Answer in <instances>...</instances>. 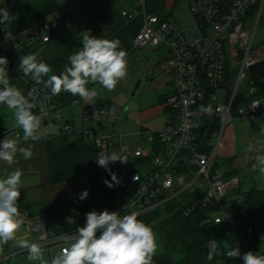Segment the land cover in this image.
Returning a JSON list of instances; mask_svg holds the SVG:
<instances>
[{
	"label": "built area",
	"instance_id": "2783aa9c",
	"mask_svg": "<svg viewBox=\"0 0 264 264\" xmlns=\"http://www.w3.org/2000/svg\"><path fill=\"white\" fill-rule=\"evenodd\" d=\"M186 1L193 17L191 28L183 27L176 20L160 17L157 13L147 12L134 41L135 47L167 48L162 67L172 78L173 90L163 103L170 112V121L160 130H149L142 135L144 140L157 143L156 147H132L124 141L123 135L104 136L90 124L80 128L62 120L60 109L50 92L35 82L30 86L37 100L33 112L39 114L43 108V115L65 134L91 141L97 156L101 152L110 154L115 149L132 162L117 189V194L126 196V200L109 208L88 212L100 213L107 209L121 215L135 212L140 216L166 201L178 199L183 215L189 216L198 209H206L205 222L223 224L225 229L222 234L230 239L225 264H244L243 254L249 251L254 253V249L253 241L243 243L242 239L245 236L253 238L261 227L245 223L247 210L241 207L238 193L240 177H215L213 170L228 125L236 118H253L264 112L262 98L254 97L238 103L242 81L253 67L264 62V46L256 42L255 33L247 27L248 17L254 11L258 14L255 28L258 27L264 11V0ZM145 4L146 0H137L135 9H124L122 14L126 18H133L140 10H145ZM9 15L13 17L12 10ZM7 24L0 23L1 29L5 30ZM54 25L41 22L33 30L43 42H49V30ZM30 36L28 33L23 39L16 40L14 46H21ZM9 52V46H0V57L8 59ZM7 68L17 77L22 75V70L13 64H8ZM250 84L254 90L255 80L251 79ZM220 90L224 91V97L217 102V92ZM85 114L86 121L89 117L94 121L117 119L114 106L99 110L90 105L85 108ZM213 124L219 126L217 135L201 138L202 132L208 134ZM258 156H264V151L255 147L246 157V162L252 165ZM85 223L86 215L78 226L58 237L60 250L69 244L76 230ZM242 228L245 230L244 236L239 233ZM46 229L43 220H37L33 225V230L40 236L45 234ZM259 238L264 240V228H261ZM234 247L239 248L241 256L228 257L227 252Z\"/></svg>",
	"mask_w": 264,
	"mask_h": 264
},
{
	"label": "crops",
	"instance_id": "0c3cea01",
	"mask_svg": "<svg viewBox=\"0 0 264 264\" xmlns=\"http://www.w3.org/2000/svg\"><path fill=\"white\" fill-rule=\"evenodd\" d=\"M178 1L146 0L145 10H140L139 14L133 18H126L122 10L135 9L137 0H0V9L7 8L8 12L12 10L14 18L8 22L5 30L0 27V46L10 47L8 64L15 65L19 70L20 57L35 54L38 60L52 68L50 75H59L69 64L68 57L82 48V32L89 31L92 36L101 39H119L121 48L127 53V76L118 82L112 91H108L98 83H90L87 87L94 89L96 95L89 99H81L64 91L51 97L60 109L62 120L69 121L80 128L90 124L104 136L120 134L116 133L114 128L112 131L108 130L109 124H114L117 119H120L115 105L127 102L125 110H129L128 101L131 100L134 104V117L125 122L124 125L127 126L125 131L135 136L137 145H131L132 147L149 149L158 144L144 140L143 132L160 130L170 121V112L163 102L172 92L173 83L171 76L166 74L162 67L167 48L165 46L135 47L134 41L144 24L147 12L157 13L160 17L170 19ZM257 15L256 11L250 13L247 27L255 33L256 42L264 46V11L258 27L255 28ZM41 22L55 24L49 30L51 34L49 42H43L40 35L33 30L34 26ZM7 33H11L14 39H8ZM28 33L31 35L28 40L19 47L14 46L16 40L23 39ZM8 76L10 83L25 95L34 83L31 77L24 76L23 72L17 77L8 70ZM139 78L142 79V87L138 96H133L132 93ZM251 79H254L252 73L242 81L241 103L254 97L264 100V76L254 79L255 86L258 82L262 83L261 93L256 87L253 90L250 84ZM40 85L43 86L42 83ZM247 86L251 93L249 98L246 97ZM32 102L36 105V98ZM90 105L101 110L114 106L117 119L112 121L109 118H102L94 121L89 117L86 121L85 108ZM256 116L264 117V112L258 113L251 120H254ZM261 125L262 123H255V130L261 132ZM0 128L4 129L0 135V141L5 138L17 139L22 146L32 145L31 159H24L18 154L16 162L11 166L0 161V178L4 177L5 169L8 172L15 169L22 170L23 188L20 189L21 194L17 202L19 211L27 209L29 216H34L33 225L37 220L46 222L45 234L43 236L37 234L29 241L39 244L49 260L60 251L58 237L65 231L78 226L88 211L109 208L126 200V196L117 194V189L127 170L132 166V162L128 159L125 163L119 161L110 163V171L99 167L95 161L96 148L91 141L78 138L74 134H65L57 124L44 115L37 132L40 139L25 142L22 130L14 127L12 110L4 105H0ZM238 128V126H230L220 146L224 154L221 155L223 171L227 166L226 160H230L231 167L235 168L232 162L239 151L233 139L236 137ZM121 135L128 143L127 136ZM262 145L264 146V141ZM255 147L258 148L253 142L250 143L249 148L244 149L245 155L240 160L241 164L247 163L246 157ZM114 152L117 153L115 149H112L110 154ZM120 172L122 174L119 176ZM105 173L108 174L109 181H111L110 173H115L120 183L114 187H108L104 182L108 180ZM84 190L88 191V197L80 200L79 196ZM69 217L74 220V223L68 224L66 218ZM10 249L11 252L0 260V264H35L27 259L28 254H22L27 250L19 247L17 242L13 243Z\"/></svg>",
	"mask_w": 264,
	"mask_h": 264
},
{
	"label": "clouds",
	"instance_id": "9594fccd",
	"mask_svg": "<svg viewBox=\"0 0 264 264\" xmlns=\"http://www.w3.org/2000/svg\"><path fill=\"white\" fill-rule=\"evenodd\" d=\"M13 17L8 9H0V23L9 22ZM82 35V48L68 57L69 64L59 74H51L52 68L45 62L38 60L35 54H26L20 57V70L24 76H30L36 84H43L44 89L49 90L51 96H56L62 91L69 92L81 99H89L96 95L94 89H89L90 83H98L108 91H112L118 82L127 76L126 51L121 48L119 39H101L84 31ZM8 39H14L11 33H7ZM8 60L0 57V105L12 110L14 127L23 132V141H38L37 135L41 127L44 109L39 114L33 112L35 107L32 102V91L25 95L19 88L10 83L8 76ZM47 77V79H44ZM264 131V129H262ZM24 159L33 156L32 145L22 146L17 139L5 138L0 141V161L8 166L16 162L17 155ZM99 167L109 170V164L117 161L127 162L126 158L117 153H99L95 159ZM253 171L258 170L264 176V156H258L252 165ZM111 174V181L105 180L108 187H114L120 183L115 173ZM23 172L15 169L0 178V251L9 241H17L19 247L28 251L27 259L35 264H152L158 244L151 226L140 219L135 212L121 215L117 212L95 211L86 214V223L79 227L72 242L49 260L45 257L41 246L30 242L26 238L17 240V233L23 223L20 218L18 199L20 189L23 188ZM115 182V183H113ZM88 197V191L84 190L80 200ZM68 224L74 220L66 218ZM99 232V235L97 233ZM221 245L215 240H209L207 244L208 259L214 257ZM231 258L241 256L238 247L227 252ZM244 264H264V255H258L251 251L243 254Z\"/></svg>",
	"mask_w": 264,
	"mask_h": 264
},
{
	"label": "trees",
	"instance_id": "16d2710c",
	"mask_svg": "<svg viewBox=\"0 0 264 264\" xmlns=\"http://www.w3.org/2000/svg\"><path fill=\"white\" fill-rule=\"evenodd\" d=\"M254 79L264 76V64L253 67ZM242 94L238 98V103L242 102ZM219 126L213 124L208 134H201V138L215 137ZM204 128L202 129V131ZM4 132L0 128V135ZM226 169L222 172L221 164H215L213 174L215 177L229 178L237 175V170L231 167L230 160H226ZM222 172V174H220ZM106 174V173H105ZM108 180V174H106ZM241 207L246 208V219L249 226L264 228V188H252L247 192L238 190ZM181 202L178 199L166 201L153 209L138 216V219L151 226L153 232L160 234L165 247L164 253L155 254L152 264H225L226 257L219 249L215 252L213 259L209 260L207 244L209 240L217 241L222 235L225 226L223 224H212L205 222L207 216L206 209H198L189 216L182 213ZM259 228L253 235L254 253L264 255L260 243L261 233ZM181 254L180 258L175 255Z\"/></svg>",
	"mask_w": 264,
	"mask_h": 264
},
{
	"label": "rangeland",
	"instance_id": "374dc122",
	"mask_svg": "<svg viewBox=\"0 0 264 264\" xmlns=\"http://www.w3.org/2000/svg\"><path fill=\"white\" fill-rule=\"evenodd\" d=\"M171 20H176L179 23L182 24L183 27L186 28H191L192 23H193V17L189 11L188 4L186 0H179L176 8L174 9L173 16L170 18ZM264 23V20H263ZM261 82H258L256 88L259 89L261 93ZM223 90H220L217 92V102H221L223 100ZM251 96V93L249 92L248 86L246 87V97L249 98ZM134 98V97H133ZM128 104L130 105L129 110H125V107L127 105V102L124 104H116V111H117V116L120 115V119H117L114 124H109L110 126L108 127V130L112 131L114 128L117 132L124 134L127 136V140L129 141L128 143L136 146L135 142V136H133L131 133H127L125 130L127 129V126L124 125L126 121L132 120L134 117L133 115V107L134 104L132 101H128ZM99 110H101L99 108ZM261 118V119H260ZM264 117H258L256 116L254 120H251V118H244V117H239L236 118L234 121H232L228 127L226 128L224 135L221 139L220 146L223 144L226 132H228V129L230 126L235 127L238 126L239 128L236 131V137L233 139L234 143H236L238 147V153L236 154L237 156L235 157V160L232 162L233 167L238 168L239 170L237 171V175L241 179V189L242 192H247L250 189L257 187V188H264V176H262L258 170L253 171L252 165L246 163V164H241L240 160L242 157L245 155V148H249L250 143L255 142V145L262 151L263 149V141H264V131L258 132L255 130V123H262L261 128L264 129V120L262 119ZM112 123V122H111ZM130 123V122H129ZM118 135V134H116ZM219 146L218 150V155L216 158V163L221 164V155H224L222 152L221 147ZM223 167V166H221ZM222 169V168H221ZM223 172V169H222ZM221 172V173H222ZM122 172H120L118 175L120 176ZM86 215V214H85ZM20 218L22 219L23 223L20 227V230L17 233V240L20 238H26L28 240L33 239L37 236V233L33 230V219L34 216H29L27 209H24L22 212H20ZM247 221H245L246 223ZM239 233L241 236H244L245 230L244 228L239 229ZM156 239H157V244L158 248L155 254L159 253H164L165 252V247L164 244L161 240L160 234L158 232H154ZM243 243L247 242H252L253 238L252 236H245L242 239ZM17 241H9L8 244L3 246V251H0V260L8 255L11 252V246L13 243L15 244ZM71 241H68V243H71ZM217 242L220 243L221 247L219 249L220 253L225 255L227 251V247L229 245L230 239L226 235L222 234L219 236ZM260 246L262 250H264V240L261 241ZM22 254H28V251L22 253ZM181 254L175 255V258H180Z\"/></svg>",
	"mask_w": 264,
	"mask_h": 264
},
{
	"label": "water",
	"instance_id": "95a60500",
	"mask_svg": "<svg viewBox=\"0 0 264 264\" xmlns=\"http://www.w3.org/2000/svg\"><path fill=\"white\" fill-rule=\"evenodd\" d=\"M141 87H142V79L139 78V80H138V82H137V84H136V86H135V89H134L132 95H133V96H138Z\"/></svg>",
	"mask_w": 264,
	"mask_h": 264
}]
</instances>
